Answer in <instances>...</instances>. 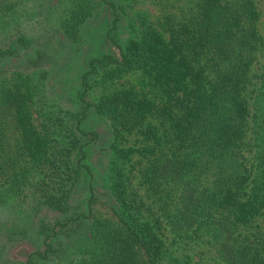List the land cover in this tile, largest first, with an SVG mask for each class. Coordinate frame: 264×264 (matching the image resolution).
Returning a JSON list of instances; mask_svg holds the SVG:
<instances>
[{
    "label": "trees",
    "instance_id": "16d2710c",
    "mask_svg": "<svg viewBox=\"0 0 264 264\" xmlns=\"http://www.w3.org/2000/svg\"><path fill=\"white\" fill-rule=\"evenodd\" d=\"M0 1V254L2 242L27 238L34 249L22 264H193L165 243L146 199L153 196L169 209L171 231L210 241L217 264H264V35L256 0H194L180 18L164 13L158 27L140 23L123 45L125 7L114 0H73L61 16L31 5V27L17 25L23 0ZM100 2L111 9L107 38L116 50L73 66L74 91L49 86L56 58L51 66L30 62L73 47ZM126 76L160 85L168 97L152 136L159 151L139 170L147 196L127 191L126 155L110 153L152 102L130 88L88 99L99 82ZM95 117L111 131L108 175L89 160L100 138L90 127ZM97 202L108 217L95 211Z\"/></svg>",
    "mask_w": 264,
    "mask_h": 264
},
{
    "label": "rangeland",
    "instance_id": "374dc122",
    "mask_svg": "<svg viewBox=\"0 0 264 264\" xmlns=\"http://www.w3.org/2000/svg\"><path fill=\"white\" fill-rule=\"evenodd\" d=\"M3 1L11 2L13 0ZM114 1L117 3L119 2L120 5L122 4L125 7L123 11L122 9H119L120 11H118L120 15V27L117 30V37L122 45L123 43L128 42L130 36L134 35L136 31L138 33L139 30L137 29L139 28L140 23L145 22L152 27H158V21L162 19L164 13L180 18L183 13L182 9L188 7L190 4L193 5L195 2L194 0ZM72 2L73 0H23L22 3L17 6L20 8L22 14L19 16L17 25L22 27L24 24H27V27H31L33 24L34 26L35 16H33L31 10L35 13V9H31V5L33 7L36 6V9L42 12L47 8H54L59 13V16H61L63 13L66 14L65 11ZM256 5L261 15L259 23L260 31L264 35V0H256ZM110 12L111 9L108 4L105 2L98 3L92 10L88 20L79 27L77 34L80 38H78L79 41L72 42L73 47H63L64 49L59 51L61 48L58 46L56 51L59 55L42 53L37 59L30 62V64L35 65V67L39 65L51 66L52 61L56 58V62H59V66L57 67V70L55 66L51 67L54 69L51 71L47 80L49 86H52V83H59L61 86L66 83L67 87L74 91L78 74L73 66H77L79 63H84L87 57L96 55L97 52L104 53L106 51L116 50L115 46L107 38L108 23L110 19H112ZM59 18L60 17H57L58 20ZM144 18L146 20H144ZM27 62L28 61L24 63ZM14 63H16V61ZM22 63L20 65H22ZM68 66L69 68L67 71H64ZM78 69L79 67H77V70ZM61 71L65 74H61ZM56 77L63 78V81ZM128 88L138 96L150 100L153 104L151 106L152 109L149 108L148 105H145L144 115L141 116L138 115V113L136 114L139 121L125 133L124 139L117 142V150L112 149L110 154L117 156L120 153H125L126 157L123 164L124 168L121 180H123L129 193H132L135 189L147 196L149 193L146 190V186L142 183V177L139 170L143 167L145 168L146 164L152 157V155L148 156V154H153L154 152L159 151L152 136L153 131L159 132L157 125L160 117L157 110L164 108V102L168 99V97H166V92L162 90L163 87L160 85L139 84L134 80V77L131 78L126 76L125 78L116 81L99 82L94 87V90L89 93L88 99L93 102L103 96L104 93H108L114 89ZM92 122L93 125L91 124L90 127L99 132L100 138L94 144L92 155L89 160L93 163L94 169L100 170V172L105 170V174L108 175L111 162L109 159L111 160V155L106 153L109 149L106 142L110 137L111 131L105 121L100 118L95 117L92 119ZM150 148L153 149L152 153L149 151ZM146 199L149 205H152L151 207L154 215L159 218L161 231L163 232V237L166 239L165 243L168 247L173 248L178 252H186L193 264H217L214 256V249L210 241H205L206 239H202L203 237L193 236L191 239L173 233L168 218L169 209H167L164 204L157 203L153 196H147ZM94 209L98 215L104 217H108L111 213L110 209L106 205H102L100 202H97ZM44 214H46L45 211H40V215ZM49 215L52 216V212H49ZM258 221L262 223V216L258 218ZM205 238L208 240L209 237ZM1 245L2 253L0 254V261L5 262L4 264H22L26 258V254L34 249L33 243L27 238L17 240L11 244H7V242L4 244V242H2Z\"/></svg>",
    "mask_w": 264,
    "mask_h": 264
}]
</instances>
